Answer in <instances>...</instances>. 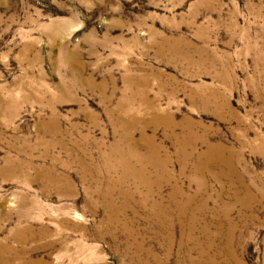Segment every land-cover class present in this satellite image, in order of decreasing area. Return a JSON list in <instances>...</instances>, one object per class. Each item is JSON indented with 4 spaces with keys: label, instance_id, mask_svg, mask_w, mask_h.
Here are the masks:
<instances>
[{
    "label": "rangeland",
    "instance_id": "obj_1",
    "mask_svg": "<svg viewBox=\"0 0 264 264\" xmlns=\"http://www.w3.org/2000/svg\"><path fill=\"white\" fill-rule=\"evenodd\" d=\"M0 264H264V0H0Z\"/></svg>",
    "mask_w": 264,
    "mask_h": 264
}]
</instances>
